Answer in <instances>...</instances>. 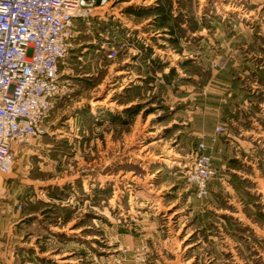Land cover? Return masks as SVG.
<instances>
[{
	"label": "rangeland",
	"instance_id": "obj_1",
	"mask_svg": "<svg viewBox=\"0 0 264 264\" xmlns=\"http://www.w3.org/2000/svg\"><path fill=\"white\" fill-rule=\"evenodd\" d=\"M96 13L68 42L48 133L0 175L26 220L4 264H264V0ZM202 134L216 175L198 200L184 175Z\"/></svg>",
	"mask_w": 264,
	"mask_h": 264
},
{
	"label": "built area",
	"instance_id": "obj_2",
	"mask_svg": "<svg viewBox=\"0 0 264 264\" xmlns=\"http://www.w3.org/2000/svg\"><path fill=\"white\" fill-rule=\"evenodd\" d=\"M114 1L0 0V175L12 172L17 147L48 133L46 121L63 93L59 67L77 24ZM118 47L109 50V58H116L125 44ZM210 138L201 135L199 153L184 175L198 200L209 196L216 175L212 156L206 153ZM1 252L0 244L4 264Z\"/></svg>",
	"mask_w": 264,
	"mask_h": 264
},
{
	"label": "crops",
	"instance_id": "obj_3",
	"mask_svg": "<svg viewBox=\"0 0 264 264\" xmlns=\"http://www.w3.org/2000/svg\"><path fill=\"white\" fill-rule=\"evenodd\" d=\"M96 14L97 13L95 12L93 17H95ZM83 22L84 21H81L80 23ZM127 27H129V25ZM102 44L103 45H99V47H95L93 49L97 53V60L102 58L101 55H99L98 53H101L106 49L105 43ZM106 63L107 62H67V67H65L64 72L69 73L73 71L77 72L78 76L82 74V76L94 77L99 74L101 69L105 68ZM98 87L101 86L99 85ZM17 217H19V215L15 214L13 204L9 201H4L0 199V244L2 246L1 254L3 259H5L7 256H10V254L12 253L13 245L17 244L15 241L18 239L19 235L18 228L21 227L20 225L26 223L25 218H21L20 220H18ZM7 246H9L8 250L6 248Z\"/></svg>",
	"mask_w": 264,
	"mask_h": 264
}]
</instances>
